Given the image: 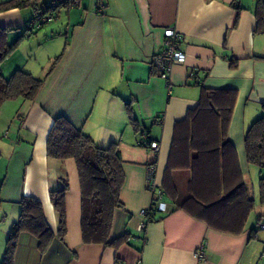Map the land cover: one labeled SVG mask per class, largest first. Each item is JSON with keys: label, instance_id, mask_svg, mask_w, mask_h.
I'll use <instances>...</instances> for the list:
<instances>
[{"label": "crops", "instance_id": "obj_1", "mask_svg": "<svg viewBox=\"0 0 264 264\" xmlns=\"http://www.w3.org/2000/svg\"><path fill=\"white\" fill-rule=\"evenodd\" d=\"M257 1L103 0L98 11L97 0H78L72 7H60L55 17L41 25L50 22L45 37L64 32L61 42L57 37L44 42L51 56L62 47L58 64L33 101L16 98L0 106V263L9 230L20 213L19 201L26 196L41 203L54 237L41 250L34 235L20 233L14 264H115L116 258L123 264H260L264 230L258 224H264V203L259 182L264 168L247 161L244 145L250 125L264 115V31L255 29ZM33 15L30 7L0 12V26L24 29ZM165 28L182 36L180 47L185 54L184 62L172 66L167 81L152 65L153 56L162 50ZM4 66L1 73L8 69L9 75L24 68ZM198 82L236 92L226 137L234 147L240 179L253 199L237 233L211 226L183 207L195 177L189 164L171 170L175 194L162 196L168 212H158L151 222H144L140 213L152 201L149 167L161 187L174 126L197 105ZM58 115L67 117L98 146L118 143L124 171L123 208L114 212L109 237L125 233L128 241L105 246L82 240L75 161L46 153V138ZM130 117L148 130L159 144L157 151L137 144L138 131ZM212 162V158L202 160L204 181L217 177L221 181V170L212 171ZM64 185L66 231L60 238L50 192ZM218 189L220 195L225 193L222 186ZM206 213L211 220L213 212ZM201 244L204 259L199 260L194 252Z\"/></svg>", "mask_w": 264, "mask_h": 264}, {"label": "trees", "instance_id": "obj_2", "mask_svg": "<svg viewBox=\"0 0 264 264\" xmlns=\"http://www.w3.org/2000/svg\"><path fill=\"white\" fill-rule=\"evenodd\" d=\"M25 7H30L34 12L32 21L38 12L55 17L60 7H69V0H55L51 4L47 0L0 2V12ZM256 13L258 17L255 29L264 31L262 0L257 1ZM40 27L41 25L38 28L25 27L15 40L9 42L8 33L17 28L0 26V67L17 44L23 38L35 34ZM62 54L63 52L55 58L56 62L60 60ZM54 67H51L43 78L32 75L24 68L14 69L7 77L0 71V106L5 101L16 98L33 101ZM198 84L201 92L197 105L187 112L184 120L174 126L171 153L161 186L163 195L172 198L175 194L171 170L178 165L189 164L195 177L194 184H190L191 197L183 203V207L192 216L206 220L211 226L237 233L242 229L247 214L253 207V199L240 179L235 150L226 137L236 92L227 88H207L200 82ZM129 121L138 132L145 130L148 133L146 128L138 127L136 119L130 117ZM148 140H152L149 133ZM244 145L247 161L264 168V115L250 125L244 137ZM191 152L192 156L189 155ZM46 153L51 158L60 160L72 158L75 161L81 189L82 240L85 243L105 246H116L120 242L128 241L125 233L113 239L109 237L114 212L123 208L120 190L124 181V171L118 143L112 141L106 147L98 146L67 117L58 115L54 118L46 138ZM219 156L221 163L218 161ZM208 158H212L213 161L212 171L221 170V181L218 177L216 181L211 178L204 181L205 173L200 167L202 160ZM259 183L260 201L264 203V176L260 178ZM220 186L225 191L223 195H220L218 189ZM65 190L64 185L62 189L50 192V200L58 216L57 235L60 238L64 237L66 231ZM19 205L20 213L7 235L0 264H14V253L20 233L28 232L34 235L41 250L49 246L54 237L38 200L23 196ZM178 205H182V202ZM208 209L213 212L211 220L206 213ZM145 210L147 213L144 222H151L157 218L153 201ZM115 264H123V261L116 258Z\"/></svg>", "mask_w": 264, "mask_h": 264}, {"label": "built area", "instance_id": "obj_3", "mask_svg": "<svg viewBox=\"0 0 264 264\" xmlns=\"http://www.w3.org/2000/svg\"><path fill=\"white\" fill-rule=\"evenodd\" d=\"M78 0H69V7L74 6L77 4ZM103 0H97L96 7L97 10H101L103 8ZM53 18L52 15H44L42 12L36 13L34 19L26 26L32 27V28H38L40 25H43L45 22L51 20ZM164 35V42L162 50L158 53H156L152 58V65L157 70L159 76L166 80L168 79V76L171 72L172 66L176 63H182L185 60V54L181 50L180 44L182 40V36L177 33L173 28H165L163 31ZM169 89V86H168ZM137 144L146 147L151 148L155 151L159 149V144L154 141L148 140V133L145 130H141L138 132V138H137ZM148 188L152 192V201L155 206V213L158 212H168V206L166 203L162 201L163 196V190L162 187H158L154 180H153V169L149 167L148 170ZM141 215L145 216L147 211L141 210ZM142 225L139 226V229ZM259 228L264 230V224L260 223ZM204 244H201L199 248L194 252V255L196 258L204 259ZM260 261L261 264H264V250L260 255Z\"/></svg>", "mask_w": 264, "mask_h": 264}, {"label": "rangeland", "instance_id": "obj_4", "mask_svg": "<svg viewBox=\"0 0 264 264\" xmlns=\"http://www.w3.org/2000/svg\"><path fill=\"white\" fill-rule=\"evenodd\" d=\"M49 24L50 22L44 25L43 27H41L40 29H38L37 32L31 35L29 38H23L17 44L16 48L11 52V54H9L7 58L4 59V61L2 62V64L3 63L5 64L4 67L11 66V65L14 67L15 64L22 65L24 69L32 71L33 75L40 76L43 78L44 75L49 71V69H51V67L53 68L55 65H57L59 61L56 62L55 58L60 55L62 47L59 45V47H57V49L55 50L56 54L54 56H51L53 54H50L48 52L47 44L45 45L44 42L47 40L46 38L48 37L50 39H52L53 37H57L56 39L57 42L58 40L59 42H61L60 38L64 39V32L63 31L58 32V33L55 32L54 36L53 34L47 33L45 37L44 30ZM22 31L23 29H20V28L14 29L12 31L13 35L9 36L8 41L12 42L13 40H15L17 35L21 34ZM49 56H51L50 59H49ZM8 58L9 60H7ZM9 72L10 70L6 69L5 72L3 73L4 76L5 77L8 76ZM6 132H7V129L4 130L3 137L6 136L7 134Z\"/></svg>", "mask_w": 264, "mask_h": 264}]
</instances>
